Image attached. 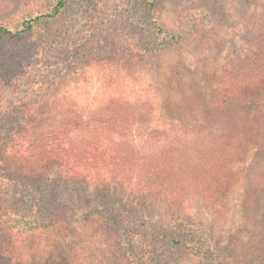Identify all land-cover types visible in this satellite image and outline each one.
Here are the masks:
<instances>
[{
  "label": "rangeland",
  "instance_id": "obj_1",
  "mask_svg": "<svg viewBox=\"0 0 264 264\" xmlns=\"http://www.w3.org/2000/svg\"><path fill=\"white\" fill-rule=\"evenodd\" d=\"M59 1L0 0V28L23 31L40 18L31 31L0 38V225L26 242L39 235L40 245L14 264L58 262L71 249L84 264H264V201L250 187L215 208L200 196L172 201L121 182L94 183L65 166L41 177L10 167L25 115L43 117L38 110L52 89L67 92L83 118L120 96L151 104L153 111L143 109L151 123L127 130L144 153L176 144L174 128L212 132L243 120L259 127L245 149L264 165V91L217 105L218 80L210 77L214 70L261 76L254 63L264 0H70L47 17ZM89 221L104 238L89 237Z\"/></svg>",
  "mask_w": 264,
  "mask_h": 264
},
{
  "label": "trees",
  "instance_id": "obj_2",
  "mask_svg": "<svg viewBox=\"0 0 264 264\" xmlns=\"http://www.w3.org/2000/svg\"><path fill=\"white\" fill-rule=\"evenodd\" d=\"M69 1L60 0L53 14L47 17L56 16ZM39 19L28 21L23 31L14 32L2 27L0 38H14L31 31ZM261 32V59L254 63V72L261 76H225L217 70L211 71L210 77L218 80L212 96L214 104L231 107L233 101H241L242 92L255 96L264 91V72L261 74L264 16ZM118 81V95L124 96L128 89L126 80L121 77ZM125 99L128 98L112 99L98 107L90 117L83 118L84 115L73 106L74 102L68 99L67 92L52 89L49 96L42 99L38 110L45 108L47 112L43 117L37 116L34 110L25 115L23 128L10 147L13 156L10 167L25 175L41 177L55 166H65L78 177L94 183L121 182L138 195H160L172 201L200 196L207 205L215 208H225L233 193L243 185L250 187L255 196L264 201V165L254 164L248 156L250 149H245L250 140L258 137L259 127L255 131L253 125L233 118L212 132L199 126L174 128L172 134L178 140L176 144L144 153L127 140V130L149 125L150 113H143V109L151 107L153 111L154 108L145 101ZM188 136L193 138L187 141ZM93 223H87L89 237L104 238L105 234L99 235ZM27 224L38 231L40 223L37 220L27 221ZM14 229L0 225V264H14V260L20 261L25 254L31 255L40 248L39 235L26 242L16 237ZM78 252L71 249L58 262L49 264H84ZM20 263L23 262L16 264Z\"/></svg>",
  "mask_w": 264,
  "mask_h": 264
}]
</instances>
